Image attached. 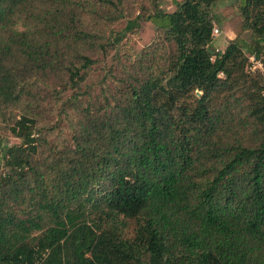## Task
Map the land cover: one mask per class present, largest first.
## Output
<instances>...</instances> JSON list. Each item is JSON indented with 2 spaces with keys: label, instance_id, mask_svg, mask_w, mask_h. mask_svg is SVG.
Wrapping results in <instances>:
<instances>
[{
  "label": "trees",
  "instance_id": "1",
  "mask_svg": "<svg viewBox=\"0 0 264 264\" xmlns=\"http://www.w3.org/2000/svg\"><path fill=\"white\" fill-rule=\"evenodd\" d=\"M219 1L0 0V264H264V0L214 51Z\"/></svg>",
  "mask_w": 264,
  "mask_h": 264
},
{
  "label": "rangeland",
  "instance_id": "2",
  "mask_svg": "<svg viewBox=\"0 0 264 264\" xmlns=\"http://www.w3.org/2000/svg\"><path fill=\"white\" fill-rule=\"evenodd\" d=\"M160 1L161 8L164 11L171 13L176 9V3L180 2L181 0ZM212 15L216 20L214 28L218 30L217 34L212 32L213 40L210 45L212 50H224L227 43L230 40H234L235 38L238 40L239 43L249 44L250 39L248 35L241 31V22L238 16L235 0H220L213 6ZM123 27L124 23H121L119 26L116 27V30L122 31ZM154 34V26L149 22H145L141 24L139 30H137L133 34H128L126 36V40L123 41V44H126L127 46L131 47L135 53H139L145 46H147L152 41ZM112 54L113 52H110L107 61L110 60V56H112ZM246 71L251 74L259 73L264 78V69L261 60L249 57ZM95 80L96 76L92 75L88 79V82L90 83ZM6 140L7 141H5V143L0 145V150L2 146L19 143L17 139H14L12 137H8Z\"/></svg>",
  "mask_w": 264,
  "mask_h": 264
},
{
  "label": "built area",
  "instance_id": "3",
  "mask_svg": "<svg viewBox=\"0 0 264 264\" xmlns=\"http://www.w3.org/2000/svg\"><path fill=\"white\" fill-rule=\"evenodd\" d=\"M218 30L213 28V33L217 34Z\"/></svg>",
  "mask_w": 264,
  "mask_h": 264
}]
</instances>
